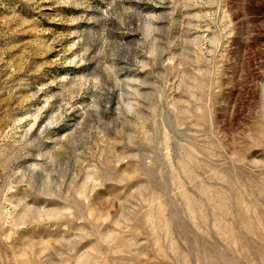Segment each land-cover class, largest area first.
<instances>
[{"label": "rangeland", "instance_id": "obj_1", "mask_svg": "<svg viewBox=\"0 0 264 264\" xmlns=\"http://www.w3.org/2000/svg\"><path fill=\"white\" fill-rule=\"evenodd\" d=\"M0 264H264V0H0Z\"/></svg>", "mask_w": 264, "mask_h": 264}]
</instances>
